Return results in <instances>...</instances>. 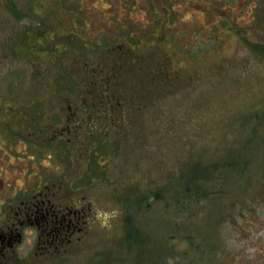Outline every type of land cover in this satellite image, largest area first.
Returning <instances> with one entry per match:
<instances>
[{"label": "rangeland", "instance_id": "rangeland-1", "mask_svg": "<svg viewBox=\"0 0 264 264\" xmlns=\"http://www.w3.org/2000/svg\"><path fill=\"white\" fill-rule=\"evenodd\" d=\"M154 5L0 0V204L25 185L28 135L80 104L83 63L139 41L126 61L129 110L80 191L92 218L68 261L264 264V0ZM189 186L206 199L184 212L170 199Z\"/></svg>", "mask_w": 264, "mask_h": 264}, {"label": "flooded vegetation", "instance_id": "flooded-vegetation-1", "mask_svg": "<svg viewBox=\"0 0 264 264\" xmlns=\"http://www.w3.org/2000/svg\"><path fill=\"white\" fill-rule=\"evenodd\" d=\"M147 1L155 6L154 0H143ZM135 6L141 4L135 1ZM138 42L115 41L101 60L92 65L84 62L78 71L84 88L80 104L66 101L51 124L33 128L38 130L28 135L31 145L24 152L30 156L17 159L24 163L18 176L25 185L11 188L0 204V264H71L68 260L82 249L92 217L91 204L80 191L92 186L97 157L105 153L129 110L124 97L131 91L126 61ZM152 75L153 80L158 78L154 87L160 90L165 84L160 68ZM13 142L23 144L19 139ZM4 154L11 153L4 150ZM78 167L84 175L74 179Z\"/></svg>", "mask_w": 264, "mask_h": 264}, {"label": "trees", "instance_id": "trees-1", "mask_svg": "<svg viewBox=\"0 0 264 264\" xmlns=\"http://www.w3.org/2000/svg\"><path fill=\"white\" fill-rule=\"evenodd\" d=\"M205 199L206 195L203 191L199 190L198 187L190 188L189 186L182 190L181 193L177 194L176 197L170 200H172L176 204V207L179 210L184 212H191L194 209H200L201 207L198 205L203 203Z\"/></svg>", "mask_w": 264, "mask_h": 264}]
</instances>
